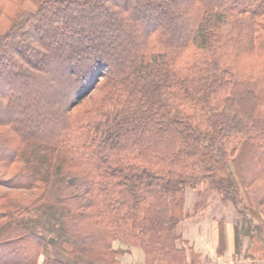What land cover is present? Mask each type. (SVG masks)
<instances>
[{
	"label": "trees",
	"instance_id": "trees-1",
	"mask_svg": "<svg viewBox=\"0 0 264 264\" xmlns=\"http://www.w3.org/2000/svg\"><path fill=\"white\" fill-rule=\"evenodd\" d=\"M119 1L0 0V167L14 169L0 184L19 191H0V264H118V242L143 264H198L177 232L188 191L262 228L264 253V0ZM95 9L92 32L121 28L106 53L71 26ZM47 76L56 123L41 130L10 92Z\"/></svg>",
	"mask_w": 264,
	"mask_h": 264
},
{
	"label": "rangeland",
	"instance_id": "rangeland-1",
	"mask_svg": "<svg viewBox=\"0 0 264 264\" xmlns=\"http://www.w3.org/2000/svg\"><path fill=\"white\" fill-rule=\"evenodd\" d=\"M177 1H181V0H177ZM119 2L123 3V2H125V0H120ZM152 6L155 7V5H152ZM145 7H146L145 4H142L141 6H138V9L140 10L141 8H145ZM148 7H149V5H148ZM155 10L158 12L159 16L163 12H165V8L161 5H159V3H158V6L155 7ZM97 14H99V10L95 9L94 12H89L85 16L86 18L90 17V19H91L90 23L85 22V20H83V18H82L83 16H80L77 19H75L74 22H72L71 26H73V28H75V26L77 27V24H79L80 27L83 29V31H85L83 37L91 38L93 46L96 49L106 53L107 49H109V46H107L106 43H103L104 42L102 40L103 36L105 34L106 35L117 34L118 31H121L120 30L121 28L118 26H115L114 24H109V25H106L105 28H104V26H99L97 28L96 32H92L90 26L96 22V20H97L96 15ZM137 17H139V15H137ZM44 31H46V30H45V28H43V26L38 27V32H39L38 35L42 38V40H46L44 38ZM81 38H82L81 36L76 35L74 40L75 41L78 40V42H79L81 40ZM53 39H54V37H51V38H49V41H48V43L51 46L50 47L51 50H55V47H53V45H51ZM11 48H16L18 50H22L23 46L18 45V46H14ZM105 55L108 56L107 54H105ZM28 56L31 58L30 54ZM69 57H70V55H68L67 59L70 61V63L73 64L72 59ZM47 68H49L50 71H53V74L55 76L57 75L59 80H62V81L65 80L64 79L65 73L63 72V70H61V68L57 69V68H55V66H51V67H47ZM16 69H17L16 65L12 64L8 71H10V73H13V72H15ZM57 72H58V74H57ZM50 74H52V73H50ZM1 80H2V83H4L5 78L2 77ZM49 84H50V82L48 81V76L38 79L36 84L32 85V89H26L25 87H23L19 83V81H17V82L13 83V86L11 87V92H10L11 100H13V101L22 102V101L27 100V99H30L31 101H33L32 108L37 109V114H38V119H39L38 121L41 123V125H40L41 130H45V129L49 128V126L51 124L56 123L55 122L56 120L54 118V116H55L54 111H51V109L49 110V108L51 107V105L53 103H50L49 106H47V105L44 106V105H41L39 102V100L43 97L42 96L43 94L41 95L40 90L41 89L47 90V88L49 87ZM67 87H68L67 82H63V83H60L56 86H53V88L57 91V93L61 90L67 89ZM54 97H56V99H58L57 94ZM51 100H53V99H51ZM24 115L25 116H23V118L25 119V125L20 130L23 132L27 131L28 133H31L35 130V126H34L33 122H35L36 120L31 114L24 113ZM19 118L22 119L21 116H19ZM21 122H22V120H21ZM22 123H24V122H22ZM24 130H26V131H24ZM13 171H14L13 168L4 169V168L0 167V183H2V180L9 178L11 176V174H13ZM0 187H1L0 191L4 192V196L5 195L6 196H9V195L16 196L19 193V191H14V190H9V189L6 190L7 188H3L1 186V184H0ZM202 190H204V188L203 189L201 188V191ZM188 192H189V196L187 197V199L189 201L192 199L194 194H192V191H188ZM198 194H199L198 200H201L200 194H204V193L199 192ZM211 195L215 196L214 193ZM193 201H194V199H193ZM222 210H223V214H222L223 221L226 222L228 225H230L231 228H233L234 236H235V255H233L234 257H232L230 262L226 263V264H244V262H246L245 259H247V261L248 260L254 261L253 263H256V264H260V262H258V261H262L261 264H264V253H262L261 250L256 249L258 245H256L254 240L251 239L252 236L261 234L262 228H261V230L259 228L255 229V228H257L258 223L255 221H252L251 224L255 230H253V232H248L247 231L248 228H247L246 223L243 221L242 217L234 210V208L231 205L223 206ZM218 216L220 217L219 214H218ZM237 227H238V230H237ZM236 232H237V234H236ZM262 236L264 238V232L262 233ZM118 244L119 245L121 244L127 248H131V247H128L127 245H124L120 242H118ZM119 251H120L119 257H122L127 253V252L123 251L122 249H119ZM219 252H221V250H219ZM48 253L52 257H55L58 259H63L64 261H70V260H68V258L61 256L58 252H56L54 250H49ZM193 254H194V252H193ZM40 257L39 258H40V261L42 263L44 261V257L43 256H40ZM195 260H196V262H198V264H200V262L196 256H195ZM118 262H119V258H118Z\"/></svg>",
	"mask_w": 264,
	"mask_h": 264
},
{
	"label": "crops",
	"instance_id": "crops-1",
	"mask_svg": "<svg viewBox=\"0 0 264 264\" xmlns=\"http://www.w3.org/2000/svg\"><path fill=\"white\" fill-rule=\"evenodd\" d=\"M192 194V201H186L188 217L179 223L178 234L188 244L187 247L192 248L200 264L229 263L235 255V236L233 228L223 221V206L216 196L210 195L205 205L197 207V202L201 201L198 200L199 194L195 191ZM114 248L127 252L119 257V264H143V255L138 248H127L118 243L114 244ZM40 258L37 264H43L44 261L41 263ZM245 261L244 264H256L251 260Z\"/></svg>",
	"mask_w": 264,
	"mask_h": 264
}]
</instances>
